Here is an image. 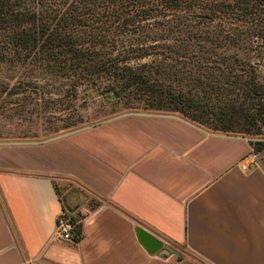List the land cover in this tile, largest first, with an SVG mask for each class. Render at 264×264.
Instances as JSON below:
<instances>
[{"label":"crops","instance_id":"1","mask_svg":"<svg viewBox=\"0 0 264 264\" xmlns=\"http://www.w3.org/2000/svg\"><path fill=\"white\" fill-rule=\"evenodd\" d=\"M178 113L0 143V264H264V156ZM79 220L62 241L56 217ZM140 228L172 249L149 253Z\"/></svg>","mask_w":264,"mask_h":264},{"label":"trees","instance_id":"2","mask_svg":"<svg viewBox=\"0 0 264 264\" xmlns=\"http://www.w3.org/2000/svg\"><path fill=\"white\" fill-rule=\"evenodd\" d=\"M258 6L264 0H0V67L48 70L74 93L92 85L116 103L264 135ZM241 22L249 26L226 29ZM252 146L261 152L264 141Z\"/></svg>","mask_w":264,"mask_h":264},{"label":"rangeland","instance_id":"3","mask_svg":"<svg viewBox=\"0 0 264 264\" xmlns=\"http://www.w3.org/2000/svg\"><path fill=\"white\" fill-rule=\"evenodd\" d=\"M256 12L264 21V6H258ZM225 26L230 30L249 25ZM71 85V80L48 70L12 64L0 67V143L41 142L124 113L164 112L148 109L136 100L113 102L92 85L78 87L74 93ZM244 136L252 143L264 141V135Z\"/></svg>","mask_w":264,"mask_h":264},{"label":"built area","instance_id":"4","mask_svg":"<svg viewBox=\"0 0 264 264\" xmlns=\"http://www.w3.org/2000/svg\"><path fill=\"white\" fill-rule=\"evenodd\" d=\"M259 153L250 154L247 159L248 162L240 164V168L244 171H250L258 167L257 161L259 159ZM79 220L69 210L62 208L56 217L55 233L59 240L62 241H76L74 234Z\"/></svg>","mask_w":264,"mask_h":264},{"label":"water","instance_id":"5","mask_svg":"<svg viewBox=\"0 0 264 264\" xmlns=\"http://www.w3.org/2000/svg\"><path fill=\"white\" fill-rule=\"evenodd\" d=\"M263 153L259 155V158ZM136 234L141 245L149 253L161 252L163 254H168L172 251L171 248L164 245L160 240L140 228H136Z\"/></svg>","mask_w":264,"mask_h":264}]
</instances>
